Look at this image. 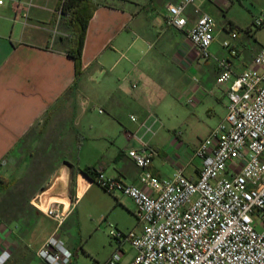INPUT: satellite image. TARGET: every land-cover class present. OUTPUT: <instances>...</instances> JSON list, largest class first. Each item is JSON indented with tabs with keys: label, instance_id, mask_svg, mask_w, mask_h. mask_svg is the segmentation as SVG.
I'll return each instance as SVG.
<instances>
[{
	"label": "crops",
	"instance_id": "obj_1",
	"mask_svg": "<svg viewBox=\"0 0 264 264\" xmlns=\"http://www.w3.org/2000/svg\"><path fill=\"white\" fill-rule=\"evenodd\" d=\"M32 1L30 26L0 19V190L16 184V179H10L12 164L17 175L27 170L28 150L23 139L60 109L74 107L75 144L78 139L82 148L74 163L62 161L52 167L29 206L15 211L14 217L0 213V250L11 254L7 264H45L38 252L57 231L73 257L78 258L79 252L89 257L98 254L94 238L99 229L94 221L87 224L81 202L95 188L100 191L97 174L141 185L143 171L128 156L129 150L142 147L140 139L156 151L148 169L154 177L170 178L183 169L196 180L201 161L194 153L199 145L184 141L181 132L160 120L154 126L155 135H145L141 124L152 123L165 108L185 124L206 114L208 121L219 120H211L217 126L228 113L231 83H217L220 71L215 58L228 60L233 74L239 75L254 68L253 60L264 48L263 29L253 24L255 13H264V0H195L185 12L188 24L183 30L166 23L168 6L181 0H105L96 2L99 7L90 20L82 54L83 73L76 78L74 60L67 54L72 35L69 32L65 40L52 34L61 0ZM195 8L215 20L209 59H204L187 37V30L198 18ZM0 12L6 17L14 15L9 7L0 8ZM62 23L61 19L60 30ZM232 31L238 33L233 41L237 56L223 47L224 41L231 40ZM162 40L167 49L164 60L155 59L136 71L137 64ZM158 75L168 78L157 80L154 77ZM92 105L106 114L94 132L86 123ZM88 129L91 134L83 136L82 131ZM84 168L93 169L95 180L81 172ZM80 175L88 181L82 183L83 189ZM41 194L42 205L58 202L68 206L77 200L61 226L32 205ZM105 197L115 208L133 203L127 197ZM132 207L134 211L135 205ZM113 247L108 248L109 255ZM132 256L127 254L124 264Z\"/></svg>",
	"mask_w": 264,
	"mask_h": 264
},
{
	"label": "built area",
	"instance_id": "obj_2",
	"mask_svg": "<svg viewBox=\"0 0 264 264\" xmlns=\"http://www.w3.org/2000/svg\"><path fill=\"white\" fill-rule=\"evenodd\" d=\"M194 4L195 0H181L169 5L167 25L185 29V12ZM62 5L55 11L58 19L53 38L68 37L59 29ZM3 7H9L14 15L6 17L0 12V19L30 26L32 0H0ZM194 12L198 18L187 30V37L201 56L209 59L215 20L199 8ZM253 24L264 29V15ZM230 37L223 47L237 56L233 41L238 33L232 31ZM215 61L220 71L217 83H231L228 113L195 150L194 157L201 161L199 177L190 178L183 169L170 178L154 177L148 169L156 151L140 139L142 147L129 150L128 156L143 171L141 185L104 174L96 178L109 195L133 201L138 225L128 234L112 230L115 250L105 262L94 264H124L126 245L133 251L127 264H264V48L255 56L254 68L239 75L233 74L228 60ZM131 120L137 118L131 116ZM153 120L141 124L145 135H155L159 119ZM41 196L37 195L32 205L59 226L77 202L42 205ZM38 257L45 264H71L73 254L57 231ZM10 259L8 251L0 250V264Z\"/></svg>",
	"mask_w": 264,
	"mask_h": 264
},
{
	"label": "rangeland",
	"instance_id": "obj_3",
	"mask_svg": "<svg viewBox=\"0 0 264 264\" xmlns=\"http://www.w3.org/2000/svg\"><path fill=\"white\" fill-rule=\"evenodd\" d=\"M94 1L101 3L105 0ZM263 14L264 13H260V11L255 13L257 18L263 16ZM61 31L69 36V30L66 28L64 22L62 23ZM262 31L264 39V29ZM62 38L65 40L67 39L65 36H62ZM165 46V40H162L152 51H149L145 55V60L142 64H137L136 67L138 68H135L136 71H140L148 62L152 63L155 59L163 61L167 50ZM154 78L157 80H165V78L168 77L158 75ZM73 109L74 107L72 105L67 109H60V111H57V113L51 115L48 119L44 118L43 122L34 128L31 137L24 144V147L28 150L27 156L29 164L27 170L17 175L14 172V165L12 164V166H10V179H12V181L16 179V184L8 191L0 190V213L3 215L10 213L11 216L14 217L15 211L29 206L34 191L44 183L48 177V172L53 166L59 163L58 160L62 158L60 162L68 161L74 163V160L80 158L79 153L82 147L80 146V142L75 144L76 128L72 119ZM157 116L163 125L173 126L178 132H181L183 136L182 139L190 142L192 146L199 145L201 141L206 138L205 136L208 134L209 130L215 128L216 125H214V123L212 124L211 120H213V122L219 121L216 118H212L208 121L207 118H205L206 114H202L199 115V119L197 118L194 122L185 124L181 122L180 119L171 116L169 111L165 108L160 110ZM105 119L106 114H101L98 111V107L92 105L88 110L86 123L89 127H93L92 132H94L99 129ZM169 119L172 121L171 123ZM89 131V129L87 131L83 130V136L91 134ZM164 132L169 133L167 130ZM139 136L144 137V134H140ZM144 139L147 141L148 137L145 136ZM98 189H100L101 192L95 188L85 200L81 202L80 206L81 211L84 212L87 224L94 221L96 228L99 229V231L95 232L94 238L95 248L98 254L89 257L79 252L78 258L74 256L71 264H94L96 261L105 262L110 256L108 248H111V245L114 246L113 250L116 248V241L112 240L110 232L115 230L123 234H128L138 225V220L135 215L136 208L132 211V205L134 206V204L131 201L124 204V208H115L113 205H110V202L105 197V195L111 196L101 188ZM105 243L108 244V248L106 249H104ZM125 251L130 256L133 254L129 245L125 246Z\"/></svg>",
	"mask_w": 264,
	"mask_h": 264
},
{
	"label": "trees",
	"instance_id": "obj_4",
	"mask_svg": "<svg viewBox=\"0 0 264 264\" xmlns=\"http://www.w3.org/2000/svg\"><path fill=\"white\" fill-rule=\"evenodd\" d=\"M61 2H63L62 20L72 35V38L69 39L67 54L74 60L76 78H79L83 73L82 54L86 33L90 20L93 18L95 11L99 7V4L94 0H61ZM32 133L33 130L28 133V135H26L22 143L25 144L26 141L31 137ZM76 143H79L78 139L76 140ZM61 159L58 160V162H60ZM81 172L84 173L88 178L95 180V174L92 168H84L81 170ZM3 184L4 183H2V185ZM14 185L15 184L11 186L7 185L4 187L5 191H8L11 187H14Z\"/></svg>",
	"mask_w": 264,
	"mask_h": 264
},
{
	"label": "bare ground",
	"instance_id": "obj_5",
	"mask_svg": "<svg viewBox=\"0 0 264 264\" xmlns=\"http://www.w3.org/2000/svg\"><path fill=\"white\" fill-rule=\"evenodd\" d=\"M88 183V181L86 180V176L84 175H80V187L81 189H83L82 183ZM57 200V199H56Z\"/></svg>",
	"mask_w": 264,
	"mask_h": 264
},
{
	"label": "water",
	"instance_id": "obj_6",
	"mask_svg": "<svg viewBox=\"0 0 264 264\" xmlns=\"http://www.w3.org/2000/svg\"><path fill=\"white\" fill-rule=\"evenodd\" d=\"M84 174V173H83ZM85 175V174H84Z\"/></svg>",
	"mask_w": 264,
	"mask_h": 264
}]
</instances>
